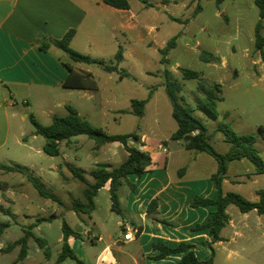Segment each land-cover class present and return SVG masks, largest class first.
Wrapping results in <instances>:
<instances>
[{
    "label": "rangeland",
    "instance_id": "rangeland-1",
    "mask_svg": "<svg viewBox=\"0 0 264 264\" xmlns=\"http://www.w3.org/2000/svg\"><path fill=\"white\" fill-rule=\"evenodd\" d=\"M147 1L153 7H145L137 0L133 1L132 7L139 12L142 22L155 26V30L144 41L140 40L135 45L136 57L127 55L121 64L120 68L127 71L129 76L122 79L119 74H113L114 79L109 81L108 75L94 65L92 68L98 75L102 92L106 95L101 92L92 102L70 97V103H67L73 107L78 105L81 116L107 134L150 135L153 130L157 139H168L178 128L172 117V104L162 86V74L168 70L182 83L180 96L187 105L195 109V116L207 127L211 134V143L217 151L224 153L229 147L224 133L217 130L219 124L224 122L230 124L240 135H256V147L264 160V138L259 131L260 126L264 127V57L255 46V30L260 20V11L254 0H225L221 5L216 0H168L166 10L159 8L158 0ZM198 3L201 10L195 13ZM262 33L264 34V29ZM175 37H178L176 46L167 56L169 63L161 64L159 50ZM203 51L219 56L221 62L205 63L200 58ZM103 61L108 64L116 63L114 56H108ZM180 68L200 72L204 83L209 87L217 83L222 85L223 99L218 103L217 120L197 109V105L205 97L198 90L199 81L183 80ZM154 87V99L146 107L145 116L140 118L129 113L132 109L131 101L147 99ZM2 90L0 89L1 92ZM115 91L119 97L117 104L111 96ZM4 92L5 98L0 95V165L30 168L35 176L41 178L47 192L58 197L59 201L40 196L22 174L0 170V181L6 182L9 187L7 191L0 189V204L12 213L6 214L0 207V221L10 224L0 238V243L6 248L23 237L24 231L33 222L46 216L51 219L50 222L41 223L40 228L36 227L33 231L37 237L47 240L49 249L40 248L36 240L31 238L28 242L30 257L42 262L48 260V264H57L63 251L62 227L66 221L75 231L83 233L73 248L79 261L69 258L59 264H97L105 247L123 233L127 225L121 226L122 222L128 220L133 228L132 221L142 224L140 214L127 209L126 195L130 189L129 185L124 184L119 190V196L124 202L122 215L111 211L110 193L105 189L97 198L98 211L93 220L88 217L80 218L71 210V206L73 201L83 198L87 185L75 178L69 167L82 170L89 180H93L91 172L97 164L110 163L115 167L119 166L127 159L126 151L117 148L111 150L114 155L110 156L106 150L112 148L107 146L100 151L94 140L81 135L63 142L60 155L51 157L43 151L46 141L42 136L35 135V127L29 115H34L42 125L49 126L55 115L64 117L68 114L67 109L56 107L54 101L61 103L68 97L57 95L46 103L34 94L28 100V105H25L23 98L17 97L18 105L11 107L9 104L14 97L9 90L4 89ZM14 113L16 116H13ZM132 143L137 145L140 142L131 141ZM174 146L175 150L178 149ZM195 154L198 153L185 149L177 155L174 158L176 164L169 168V175L172 178L177 177L179 167L191 161ZM202 156L211 164H216L210 155L203 153ZM248 168L253 169L255 166L247 160L243 164L235 163L231 167L230 175L240 174L235 172L240 169L249 176ZM243 187L251 188L252 184L248 183ZM9 197L15 202L6 203V198ZM233 208L232 217L238 222L241 212L237 207ZM52 215L55 217L51 218ZM263 229L261 226L255 229L250 234L251 240L234 237V240L228 239L229 243L215 245L214 264H264ZM99 236L103 237V241L94 239ZM196 246V255L201 263L212 258L208 246ZM149 248L152 250V246L149 247L146 243L141 245L140 241H135L123 247V252L124 256L133 259L142 254L146 255ZM110 249L116 257L114 250ZM19 254L20 247L1 254L0 264L19 262ZM106 255L103 256L106 262L113 261L110 253L107 255L108 259ZM177 258L178 256H172L163 264H175Z\"/></svg>",
    "mask_w": 264,
    "mask_h": 264
},
{
    "label": "crops",
    "instance_id": "crops-1",
    "mask_svg": "<svg viewBox=\"0 0 264 264\" xmlns=\"http://www.w3.org/2000/svg\"><path fill=\"white\" fill-rule=\"evenodd\" d=\"M133 1L130 0L131 8L129 10H121L107 5L104 0H0V89H3L2 92L0 91V95L5 98L4 89L10 91V95L15 100L10 102L11 107L18 105L17 97L23 98L25 105H28V100L33 98L34 94L46 103H49L57 95L66 96L68 98L61 103L54 101L56 107L65 109L70 103V97L88 102L96 100V97L102 92V85L92 68L94 65L72 61L52 42L62 40L68 32L75 30L71 47L81 54L104 60L108 56L116 58L119 49L123 48L124 61L127 55L136 57L135 45L140 40L144 41L145 37L155 30V26L142 22L139 12L133 10ZM140 3L143 4L141 1ZM157 4H159V8L166 10L169 1L158 0ZM42 42L50 44L48 51L41 49ZM65 65L73 68L74 72L71 74ZM105 73L108 75L109 81L114 79L113 74H117ZM68 81L71 84L84 82L88 89L66 88L65 83ZM111 96L114 99L113 102L117 104L119 97L116 91ZM153 99L154 97L151 101ZM77 106L74 107L79 111ZM13 116H16V113ZM139 135L141 136L140 143L134 145L129 140V146H137L140 150L150 153L154 165L151 171L145 173L141 178L134 175L129 176V181L136 188L133 190L129 186L130 192L126 195V207L130 211H137L142 221V224L139 225L132 221L133 228L142 230L135 241H140L141 245L146 243L149 247L152 246V250L149 248L146 255L142 254L133 257V259L127 258L124 256L123 247L133 242H124L121 233L113 243L105 247L97 264H129L130 262L132 264H163L166 263V259H170L172 256H178L175 261V264H178L184 254L171 255L156 260L155 258L160 252L154 250V244L176 246L180 242H190L195 245H203L204 242L210 241L208 231L192 234L190 229L198 224L206 223L217 210L216 206L192 209L189 207V201L194 196L212 200L218 198L219 193L211 179L218 170L217 162L211 164L203 158V153L195 154L191 161L179 167L177 177L172 178L169 175V168L172 164H176L174 158L186 149L183 143L171 141V136L168 139H157L153 130L150 131V135L146 133ZM174 145L178 149L175 150ZM107 146L112 148L106 150L110 156L114 155L111 150L117 148H123L126 151L120 143L107 144L100 151H103ZM229 148L230 146L224 153ZM235 163L243 164L245 160L230 165L228 175L223 183L224 192L240 193L249 201L258 202V191L264 189V174H257L256 168H248L249 176L240 169L235 171L240 174L230 175L231 167ZM209 165L212 166L209 167ZM183 168L185 172L180 175L179 171ZM248 183L252 184V187L244 188L243 186ZM105 189L109 191L108 186L101 191ZM100 192L95 198V211L91 216L83 215L82 219L88 217L93 220L98 211L97 198ZM6 200V203L15 202L11 197ZM153 200H157L158 207L155 211L148 213V206ZM123 204V199L120 198L121 209ZM0 205L5 207L2 203ZM233 207L228 208L230 222L222 231L223 241L216 245L229 243L228 239L234 240V237L251 240L250 234L255 229L259 226L264 228L263 215H259L257 211L241 213V218L237 222L231 214ZM110 209L112 211V202ZM53 216L55 215H52L51 218ZM124 225L130 227V222L124 220L121 226ZM79 233L81 234L82 231ZM262 237L264 238V229ZM68 242L73 249L78 239L70 237ZM3 248H5L4 245L0 243V250ZM47 248L48 242L44 249ZM110 248L114 250L116 257L113 256ZM108 253L111 254L110 258L113 261H105L103 256ZM1 254L3 252L0 251ZM48 262V260L42 262L39 259H33L28 254L23 261H16L15 264H48Z\"/></svg>",
    "mask_w": 264,
    "mask_h": 264
},
{
    "label": "trees",
    "instance_id": "trees-1",
    "mask_svg": "<svg viewBox=\"0 0 264 264\" xmlns=\"http://www.w3.org/2000/svg\"><path fill=\"white\" fill-rule=\"evenodd\" d=\"M146 7H153L147 0H139ZM200 1V0H194ZM225 0H216L218 5H221ZM104 2L116 9L129 10L131 8L130 0H104ZM255 5L260 11V20L255 30V46L264 57V0H254ZM201 10L200 3H198L195 13ZM174 21H179L173 19ZM188 21H185L187 23ZM76 31L71 30L62 40H56L52 43L61 49L67 56L76 63H83L87 65H96L100 67L104 72L117 73L121 78L129 76V73L122 68L121 64L124 61V50L120 48L115 61L116 63L108 64L103 60L93 58L88 55H84L74 50L71 47V42L75 36ZM177 38L168 41L164 48L159 50L161 55V64L169 63L167 56L171 49L175 48ZM50 44L46 42L41 43V49L48 51ZM200 58L205 63L218 64L221 62V58L214 53L203 51L200 54ZM68 71L72 74L73 68L69 65H65ZM182 74L183 80H198V90L204 94V99L197 105V109L205 112L210 118L218 119L219 114L217 111L218 103L223 99L221 96L222 85L215 84L214 86H207L204 83L202 74L198 71L188 68L179 69ZM164 78L163 87L168 95V98L172 104V117L176 121L178 128L171 135V141L182 142L186 150L195 151L196 153H205L215 159L218 164L217 172L212 176V182L215 189L218 191L219 196L216 200L209 198H202L200 196H194L189 201V207L196 209L199 207L216 206L217 210L212 214V217L204 224H198L190 229L192 234L208 231L210 235V241L204 242L205 246H208L212 253V258L207 262L201 263L195 253L197 246L190 242H180L176 246H170L165 244H154V250L159 251V255L156 256V260L167 258L171 255L184 254L183 258L178 264H214L213 257L215 255L214 246L223 241L221 236L223 229L230 222V215L228 214V208L230 206L237 207L241 213L246 214L251 211H257L259 215L264 216V189L258 191L259 201L252 202L246 199L243 195L236 192L225 193L223 189V183L228 175L230 165L234 162L247 160L251 162L255 168L257 174H264V160L260 155L256 145L258 137L253 134L240 135L234 131L230 124L221 122L217 128L219 132L224 133L227 143L230 148L226 153H220L215 149L211 143V134L207 127L195 116V109L187 105L183 98L180 96L182 92V83L175 79L173 74L165 70L162 74ZM70 80V79H69ZM66 88L72 89H88L86 83H65ZM95 87V86H94ZM155 87L150 90L149 96L145 100L133 99L131 101L132 109L129 113L137 116L144 117L146 114V107L153 98ZM68 114L64 117L55 115L53 117L52 124L49 126L42 125L34 115H29V119L35 127V135L42 136L46 143L43 147V151L51 156L56 157L61 153V144L65 141H70L72 138L86 135L90 139L96 142V148L101 149L107 144L120 143L122 144L127 153V159L119 166H113L108 163H99L96 168L91 172L93 181L90 182L85 176L82 170H76L71 167L70 171L73 176L79 179L81 182L87 185L83 191V198L73 201L72 209L77 216L82 218L83 215L91 216L95 211V198L98 193L105 187H109L110 199L112 202V211L119 215H122V209L120 205L119 190L127 184L131 189L135 190L136 186L129 181V176L134 175L141 178L145 173L151 171L154 165L153 157L150 153L140 150L137 146H129V140L139 143L141 136L138 133L110 135L103 129L93 126L86 118L82 117L79 111L71 106H66ZM228 114L226 115V117ZM259 131L264 138V127L260 126ZM0 170L5 173H20L25 176L33 187L37 190L40 196L43 198L51 199L52 201H59L58 197L47 192L45 185L41 178L35 176L30 168L21 165L5 166L0 165ZM185 169H181L179 174L182 175ZM0 189L8 190V184L0 181ZM3 212L8 215H12L9 209H5L0 206ZM158 207L157 200H153L148 206V213L155 211ZM55 216H53L54 218ZM50 218H39L32 225L24 231L23 237L9 244L6 248L0 250L3 253H7L16 247H20V254L18 261H23L29 254L28 242L31 238L35 239L39 247L44 249L47 241L43 238L37 237L34 233V229L41 223L50 221ZM10 227V224L0 221V237ZM141 234L142 230L138 229ZM63 251L58 257L57 264L64 262L67 259L78 260L73 249L69 245V238L75 237L80 239L81 234L75 231L69 224L64 221L63 227ZM47 248L46 250H48Z\"/></svg>",
    "mask_w": 264,
    "mask_h": 264
},
{
    "label": "built area",
    "instance_id": "built-area-1",
    "mask_svg": "<svg viewBox=\"0 0 264 264\" xmlns=\"http://www.w3.org/2000/svg\"><path fill=\"white\" fill-rule=\"evenodd\" d=\"M139 233L138 228H131L129 226H125L123 229V241L124 242H134L137 239V234ZM95 240L103 241L101 236L95 237Z\"/></svg>",
    "mask_w": 264,
    "mask_h": 264
}]
</instances>
